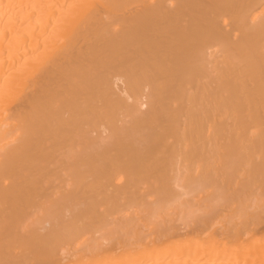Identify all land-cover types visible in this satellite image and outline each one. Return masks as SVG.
I'll return each mask as SVG.
<instances>
[{"label": "bare ground", "instance_id": "6f19581e", "mask_svg": "<svg viewBox=\"0 0 264 264\" xmlns=\"http://www.w3.org/2000/svg\"><path fill=\"white\" fill-rule=\"evenodd\" d=\"M249 91L264 0H0V264H264Z\"/></svg>", "mask_w": 264, "mask_h": 264}, {"label": "rangeland", "instance_id": "374dc122", "mask_svg": "<svg viewBox=\"0 0 264 264\" xmlns=\"http://www.w3.org/2000/svg\"><path fill=\"white\" fill-rule=\"evenodd\" d=\"M249 75H251V73L250 74H248V76ZM254 76V75H253ZM253 76H251L252 78H254ZM249 79H250V77H249ZM249 82V81H248ZM253 83V82H252ZM251 83V84H252ZM118 85H120V86H122L123 85V83L121 82V81H118ZM253 85V84H252ZM250 86V85H249ZM252 87V86H251ZM253 88V87H252ZM254 91H255V88L253 89ZM251 92H252V90H250ZM250 91H249V96H248V98H246V101H247V107H248V109H249V115H246V116H244L243 115V117L242 118H239V121H241V120H247L248 121V123H247V121L246 122H242V123H245L246 125H245V128H247L248 130H245V131H243L242 129H240L239 131H238V129H236L235 127L237 126L236 124H238V127H239V125H241V124H239V123H234V122H232V123H230V120H229V123L226 125V124H224V125H226V126H228L229 124H235L236 126L234 127L236 130L235 131H232V132H235L234 134H233V136L232 137H234V138H231V136H230V139H226V138H221V136H220V134H221V132L225 129H222L221 130V132H219L218 133V139H215V147H216V149H215V159L217 160V163L218 164H223V166H221V164L218 166V164H217V166H218V168H219V170H223L224 172H219V170L217 169H215V170H213V176H215V178L218 180V179H220V180H218V184L215 182V178L213 177L212 179H213V184L212 185H216V186H218L219 185V183H221L222 182V184H224V183H230V182H232L233 180H236V179H234L235 178V175H237V173L239 174V176L241 175V176H243V177H245L247 180H248V175L246 174V172H248V170H249V168H248V170H247V167L249 166V167H252V165L254 166V165H257V164H259L258 163V161H260L257 157H259L260 156V153L262 152V150L264 149V144H263V147H262V145L259 147V145L260 144H262L263 142L262 141H264V139L261 137V132H263L264 133V131H263V129L264 128H262V127H264V125H263V123H264V112L262 113L263 114V116H261V113H260V116L259 117H257V115H256V113H255V111H254V106H253V104L252 103H254L259 109H261V112L262 111H264L263 109H264V106H262V104H259V102L262 100L261 99V97H260V101L258 102L255 98H258V96L257 97H253V96H255V95H253V93H252V95L250 94ZM257 91V90H256ZM259 95H260V92L258 93ZM262 96H264L263 94H262ZM264 98V97H263ZM237 99V98H236ZM235 100V99H234ZM238 101V100H237ZM236 102V101H235ZM240 102V101H239ZM238 102V103H239ZM262 102V101H261ZM264 102V101H263ZM240 104V103H239ZM264 104V103H263ZM235 105H236V103H235ZM234 107V106H233ZM235 107H237V105L235 106ZM240 107V106H239ZM243 108H244V106H242ZM246 108V107H245ZM256 108V107H255ZM142 109L144 110L145 109V106H143L142 107ZM238 108H236V111H238V110H242V109H238ZM233 109H231V114L232 115H234L235 113L232 111ZM247 110V108L246 109H244V112ZM255 110H257V109H255ZM260 111V110H259ZM239 112V114H240V111H238ZM257 112V111H256ZM234 113V114H233ZM248 113V112H247ZM238 114V113H237ZM241 114H242V112H241ZM244 114V113H243ZM245 114H246V112H245ZM221 115V114H220ZM220 115H219V120L220 119H223L224 118V116L222 117L221 116V118H220ZM258 115H259V113H258ZM235 116V115H234ZM236 116H238V115H236ZM236 116L234 117V119H236ZM217 118V117H216ZM230 118V117H229ZM248 118L250 119V120H248ZM232 119V118H231ZM218 120V121H219ZM224 120V119H223ZM238 120V119H237ZM236 120V121H237ZM216 122H217V119L215 120ZM214 121V122H215ZM226 122H228V120H227V118H226V120H225ZM238 121V122H239ZM249 121L250 122H252V124L255 126H253L251 123L249 124ZM215 122V123H216ZM219 123V122H218ZM218 123H217V126H218ZM220 123H222V120L220 121ZM220 123H219V125H220ZM224 123V122H223ZM241 123V122H240ZM248 124V125H247ZM223 125V124H222ZM243 125V124H242ZM250 125V126H249ZM103 126V130L102 131H104V125H102ZM102 126H100L99 127V131L101 130V128H102ZM230 126V125H229ZM220 127H222L221 125H220ZM223 127H225V126H223ZM243 127H244V125H243ZM218 128V127H217ZM231 128V127H230ZM239 128H241V126L239 127ZM106 129V128H105ZM220 129V128H219ZM250 129H252V130H250ZM254 129V130H253ZM232 130V129H231ZM101 131V132H102ZM105 131H108V130H105ZM104 131V133H106L107 134V136H108V132H105ZM237 131L240 133V132H246L245 134L243 133L242 135H240V134H238L237 133ZM249 131V132H248ZM252 131V132H251ZM260 132V133H259ZM224 132H222V134H223ZM230 133V132H229ZM236 133H237V135H236ZM248 133V134H247ZM262 133V134H263ZM94 134H96L95 132H94ZM103 134V133H102ZM227 134V133H226ZM231 134V133H230ZM229 135V134H228ZM264 135V134H263ZM104 137H106L105 135H103ZM220 136V137H219ZM244 136V137H243ZM253 136V137H252ZM225 137V136H224ZM227 137V136H226ZM235 137H242V138H240V139H242V140H244V141H246V139H245V137L247 138V140H249V141H254V146H253V144H251V142H249V141H246V142H244V141H240V139L238 138V142H236V139L237 138H235ZM221 138V140H219ZM223 139V140H222ZM227 141H226V140ZM234 139V140H233ZM252 139V140H251ZM263 139V140H262ZM225 140V142H226V144H225V142H221V141H224ZM234 141V142H232V143H234V144H232V146H231V148L233 147V145H234V147H235V152H234V149L232 150L231 148H230V146H229V148L232 150V152L233 153H235L234 154V156H235V158H234V156H231V155H233V153L231 152V150L230 149H228L229 150V152L228 151H226L227 149H225L224 147L225 146H223V145H227V143H229V144H231V141ZM218 141V142H217ZM221 142V143H220ZM239 142L241 143V142H244L243 144H239ZM223 143V144H222ZM236 143H237V145H236ZM222 144V145H221ZM228 144V145H229ZM255 144H257V146H255ZM228 145H227V147H228ZM242 146V149H243V151H241L242 149H241V147L239 148V147H237V146ZM244 145H245V147H244ZM247 146V147H246ZM244 147V148H243ZM250 147V149H248ZM253 148V151L251 150L252 148ZM259 147V148H258ZM236 148L238 149V150H236ZM263 148V149H262ZM240 149V150H239ZM244 149H246L245 151H244ZM255 149V150H254ZM262 149V150H261ZM239 151V153H237ZM251 151V152H250ZM230 152L232 153V154H230ZM240 152L242 153V152H244V153H246V155L248 156L247 158H245V155H244V153H242V154H240ZM218 154V156H217V154ZM236 153H237V155H239L238 157H237V155H236ZM263 153V152H262ZM243 157H241V156ZM244 155V156H243ZM219 157V158H218ZM236 157H237V159H238V161H237V163H236ZM251 157L252 158H257L258 160H256L255 158H254V160L256 161V162H253V159L251 160ZM239 158H241V162L239 161ZM261 158V157H260ZM225 159H226V161H225ZM236 159V160H235ZM244 159V160H243ZM248 159V160H247ZM246 161V162H245ZM250 161V162H249ZM226 162V164H224ZM244 162V163H243ZM240 163V164H239ZM246 163H247V166H246ZM257 163V164H256ZM250 164H252V165H250ZM225 165V166H224ZM240 165V166H239ZM245 165V166H244ZM230 166L231 168H232V171L234 170V171H236L235 173H234V176H233V172H231V168L228 167ZM220 167H222V168H220ZM224 167V168H223ZM227 167V168H226ZM244 167L246 168V169H244ZM227 169V171H229V173H230V175H232L233 177H229L228 176V178H227V175H229V173L226 171V170H224V169ZM247 170V171H246ZM225 171H226V174H225ZM219 172V173H218ZM220 173H223V174H220ZM232 173V174H231ZM220 175V176H219ZM222 175H224L225 176V178L222 176ZM237 177H238V175H237ZM222 178H223V180H222ZM231 179L232 178V181H230V179L229 180H227V179ZM240 178V177H239ZM242 178V177H241ZM225 180H227V181H225ZM238 180H242V179H238ZM244 180V179H243ZM220 181V182H219ZM225 181V182H224ZM237 181V180H236ZM235 181V182H236ZM224 182V183H223ZM234 182V181H233ZM221 185V184H220Z\"/></svg>", "mask_w": 264, "mask_h": 264}]
</instances>
